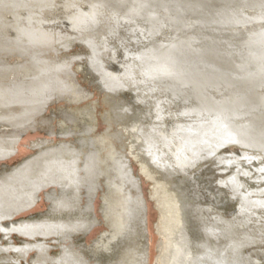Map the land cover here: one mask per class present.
Instances as JSON below:
<instances>
[{
  "label": "bare ground",
  "instance_id": "bare-ground-1",
  "mask_svg": "<svg viewBox=\"0 0 264 264\" xmlns=\"http://www.w3.org/2000/svg\"><path fill=\"white\" fill-rule=\"evenodd\" d=\"M247 7L259 8L260 16L247 18ZM258 17L264 19V0H0V220L24 218L39 194L44 202L30 218L0 224V264H17L4 252L28 254L34 263L46 259L41 264H146L144 205L129 153L106 137H90L92 125L79 123L67 106L49 108L91 95L74 64L83 66L82 81L111 98L116 116L138 123L135 150L177 190L190 225L183 263L256 264L250 258L256 253L245 255L244 247L264 234V189L254 187L264 183V26L230 27ZM163 28L174 35L163 37ZM142 35L150 37L144 47ZM51 93L53 100L44 102ZM184 115L195 119L186 122ZM27 132L43 136L22 146L31 154L7 163ZM201 142L240 148L226 156L212 149L203 157L216 160L220 174L228 172L220 186L239 200L236 209L216 214L208 204H223L195 201L201 193L193 176L210 179L207 166L180 173L201 158ZM247 163L257 166L252 182L245 179ZM97 192L106 196L102 212L110 235L90 246L85 236L99 224L91 208Z\"/></svg>",
  "mask_w": 264,
  "mask_h": 264
},
{
  "label": "rangeland",
  "instance_id": "rangeland-1",
  "mask_svg": "<svg viewBox=\"0 0 264 264\" xmlns=\"http://www.w3.org/2000/svg\"><path fill=\"white\" fill-rule=\"evenodd\" d=\"M244 9H245V11H244ZM243 11H244L245 15L247 16V18L252 17L254 14H255L254 16H260V13H261V10L259 8H248L247 7V8H243ZM248 13H250V15H248ZM106 17H108L107 14H106ZM188 19L190 20V18H187V20ZM255 20L256 19H253V18L250 20L247 19L248 22L245 21V22L241 23L243 26L241 24L238 25V27L240 29H236L237 25H233L230 28L234 32H239L242 30H252V29H255V30L257 29V31L261 30L262 26H264V19H261L258 17L257 20L256 21ZM187 25H188V27H186V28L189 29L191 26V23H188L185 26H187ZM72 27H73L72 25L69 26L68 27L69 29H67V31L72 32ZM163 30H165L164 33H162L163 34L162 36L164 37L167 34L168 30L166 28H163ZM167 35L173 36L174 34L172 32H168ZM176 36H180V33L176 34ZM141 38L145 39V40H140V42L138 44H140L141 46L144 47V44H146L145 42H148L149 41L148 39L150 37L142 35ZM68 44H69V46H71L72 42H69ZM111 44H110V46H111ZM130 46H131V48L134 47V45L133 46L130 45ZM56 48H59V47L57 46V47H55V49ZM77 49L79 50L78 47H77ZM114 51L115 52L117 51V48L115 46H114ZM11 57H12V55L8 54L6 58L10 59ZM73 70L76 72L77 80L80 82L81 85L85 86L90 91L89 93L92 92L91 95L86 99L70 100L67 103L61 101L57 104L56 103L51 104L49 106L50 110L56 109L57 107H61V106L62 107L67 106L65 108L66 111L69 112V110H70L69 113H72V114L74 113V116L78 119V121L82 120L79 123L88 122L89 124L92 125L93 129L90 133V137H93V136L106 137V138H108V141L110 140L111 144L117 150L124 152V153H126V152L129 153L130 158H127L129 160L128 161L129 167H130V169H132L131 172L138 181V188H139L138 193L140 195L142 205H144L143 218H144V225H145L144 227H145V231H146L145 235H146V233H147V235H146V238L143 240L144 244L142 245V247L145 249V252H146V264H184L183 258L186 257V252H185L184 248H185V246H187L186 228L189 229L190 225L188 223L186 225V223L184 222L182 203H181V200L179 198V195H177L178 193H176L177 190L174 189V186L171 183H169L168 180L163 179L160 172L158 170H155L156 167L153 163L149 164V162L147 163V161H145V160H144L145 162H143V159L141 158L142 156L139 154L140 149L135 150V148H137L138 146H139L138 148H140V146H141V144H140L141 141H140L139 137L136 135L138 130L135 126H137L138 123L133 118L131 119L130 116L121 117L122 119L119 116H116L114 114L116 112L113 109L114 108L113 104H112L113 101L111 100V98H108L105 94L98 92V90H96L93 86H90L86 81H82L84 69H83V66L81 64H78V65L74 64ZM133 73L136 74L135 71H133ZM129 86L130 85L128 83H123L124 88H128ZM263 93H264V91H262V94ZM55 96H56V94H54V93L47 95L45 97L44 102L51 100V99L53 100V98ZM149 97L155 98L154 95L153 96L150 95ZM56 100L58 102L60 100V98H57ZM85 107H87L89 113L87 112L86 116H82L81 112L83 109H85ZM165 108L169 109L168 106H166ZM172 110H174V107ZM164 113H165V115L168 116V118L171 117L170 115H168L167 111H165ZM185 115H184L183 119L187 118V119H185L186 122L195 119L194 116L186 117ZM30 116L31 117L33 116V111L29 112V115L26 116L25 118L28 119V117H30ZM117 117H119V118H117ZM171 118H169L167 121L172 122ZM79 126H80V124L76 126L77 127L76 129H78ZM131 126H132V128H130ZM123 129H125V130H123ZM127 130H128V132L130 130V132L128 133ZM128 134H129V136H128ZM130 134H132V135H130ZM41 136H43V135H42V133H39V132H34V133L27 132L25 134L23 140L19 141V143H18L19 150L17 152V155L14 156L12 159H10L7 163L11 164L13 162L20 160L24 156L31 154L32 151L25 150L24 147H22V146L24 144H26L28 140H32L33 138L41 137ZM111 136L114 138L112 139ZM131 136L134 137L135 139L131 138ZM128 139L131 141L133 140V142L129 141ZM134 140H135V143H134ZM130 143H132V144H130ZM132 148L134 151L132 150ZM196 148L198 149L197 152L200 153V154H198V157H201L202 159L200 158L199 160H195V161L192 160L190 163H192V162L195 163V164H193L194 166L191 167L192 169L190 168V169H186L184 171L182 169V170H180V173L185 174V172H186V173H189L191 175H194L196 172L199 173V171H202L207 166L208 170H210V169L212 170L210 173H208L209 175H211L212 178L209 177L210 179L203 180V174H199L202 181L200 182V180H198L196 182V180L199 178V176L197 174L193 176V179H195L194 186L197 185L196 183H198L199 184L198 185L199 192L201 193L198 195L195 192V195L197 194L195 196V199H196L195 201H197L198 197H200V200L197 201L198 204L199 203L207 204L208 201L213 198V200L217 204H219V205L223 204L224 206L221 205L218 207V209H214L211 204H208L209 207H211V209H213L214 213H216V214L218 213V210L219 211H224L225 209L228 210V209H231L233 206H235L234 209H236V207L239 204V200H237L234 197V194L232 191H228V193H225L224 188L220 186L221 182L219 180L223 179L222 178L223 175H225L227 177L229 175L228 172H226L224 174H220V171H221L220 167L221 166L219 164H217L216 160H213L212 158L208 159L207 157H206L207 159L203 158L204 155H207V154H205L206 151L212 150V149H214V147L208 148V147H206L205 142H201V143H197ZM237 149H240V148L236 144L227 142V143H225V146L223 144L215 146L214 150L217 151L219 155L223 154L226 156V155H229V153L232 150L236 151ZM137 153H138V155H137ZM194 153L195 152H193V154ZM191 154L192 153H190V155ZM139 156H140V158H139ZM227 157H229V156H227ZM230 159H232V158H230ZM143 164H145V166H142ZM248 165H250V168L248 167ZM244 166H246L247 173H248L245 175V179H247L249 181L251 180V182H252V179L256 178L255 177L256 174L254 173V169H256L257 166L254 163H247ZM147 168H149V170ZM150 168H151V170H150ZM235 168L236 167H231V168H229V170L231 171V170H234ZM144 170H145V172H144ZM152 170H154V171H152ZM168 170H169V172L166 174L168 176L171 175L173 172H175V169L172 166ZM150 172H152V173H150ZM245 179H243V177L241 178L242 181ZM202 183H204V185H202ZM257 183L258 184L254 183L255 184L254 187H256L258 189H264V183H262L261 181H259ZM229 192H230V195H228ZM216 195H217V197H216ZM39 197H40L39 202L35 205V207H32L29 210V213L25 214L24 218H23V216L15 218L14 215H12L10 217H12L14 220L12 218L10 219V217H8V219H2V221L0 220V224L2 225L4 223L7 224V223H12V222L18 221V220L28 219V218H30V216L33 215V212L38 213V212L43 211L44 210V202L42 201L41 194H39ZM105 197H104V194L102 192H97L95 197L93 198V201H92V205H91L92 213H93V216L96 219H98L99 224L96 227H94L93 229H91L85 236V240H87V243L90 244V246H92L95 242L99 241L100 237L103 236L104 234L110 235V229H108V227H107V224L105 222V218H104L103 212H102L103 211L102 209L105 207V205L103 203L105 200ZM251 197L254 198L257 196L252 195ZM262 197H264V196H262ZM197 202H195V203H197ZM231 212H232V210L230 211V213ZM232 213H234V212H232ZM102 232H104V233H102ZM4 235H6V234H4ZM260 235H262L263 237ZM256 236H258L259 241H256L255 244L253 243L254 245L252 243L249 244V246H248L249 248L246 247L247 249L244 247L245 251H244V249H243V251H244L245 255L250 254L252 252L253 253L255 252L256 253L255 255L250 256L252 262L255 260L256 264H264V234L263 233L262 234L257 233ZM102 239H103V237H102ZM14 240H15V242H17L16 238H14ZM2 245L3 244H0V246H2ZM4 254L8 258H11V257L15 258L17 261V264H21V263H24V264H41L42 262H46V259H44V258L36 261L35 263L31 262L32 258L31 259L29 258L28 260H26L25 258L28 256V254L26 256H20V255L15 256V253L12 254L10 252H7V253L4 252ZM255 256H257V257H255Z\"/></svg>",
  "mask_w": 264,
  "mask_h": 264
}]
</instances>
